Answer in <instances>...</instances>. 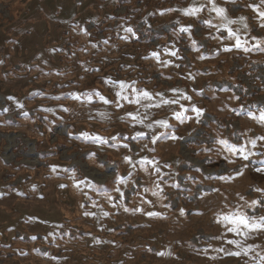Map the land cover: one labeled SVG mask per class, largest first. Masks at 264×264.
Segmentation results:
<instances>
[{
	"label": "rangeland",
	"instance_id": "rangeland-1",
	"mask_svg": "<svg viewBox=\"0 0 264 264\" xmlns=\"http://www.w3.org/2000/svg\"><path fill=\"white\" fill-rule=\"evenodd\" d=\"M251 5L264 12L261 0H0V264H261L264 232L245 239L221 219L264 215V124L247 115L264 109V20ZM133 90L152 100L121 98ZM221 139L257 146L244 160ZM231 239L253 250L226 255Z\"/></svg>",
	"mask_w": 264,
	"mask_h": 264
},
{
	"label": "snow or ice",
	"instance_id": "snow-or-ice-1",
	"mask_svg": "<svg viewBox=\"0 0 264 264\" xmlns=\"http://www.w3.org/2000/svg\"><path fill=\"white\" fill-rule=\"evenodd\" d=\"M261 4H264V0H261ZM251 7H253L256 11L259 12V16L262 20H264V12L259 11L258 6L256 5H251ZM214 11H216V13L221 16L222 18H224L226 20V23L222 25L223 28H225L228 32V38H234L235 39V45L234 47L236 48H241L244 46V43L241 40V37L237 34L236 31H233V29L231 27H229V25H232L234 23H236L235 20H231L228 19L226 16V9L225 8H215L213 9ZM166 11H173V9H167ZM184 13L186 15H195L196 13L200 12L201 9L200 8H189V9H184L183 10ZM163 14V12L161 13ZM246 18L245 17H240V21L243 22ZM206 23H208L209 25H211L210 21H207ZM262 27H264V24L261 25ZM245 27H247V25H245ZM127 31L131 32L132 29H127ZM181 32H190V27H183L180 29ZM193 43H195V41H193ZM225 50H230V49H225ZM247 50V49H245ZM155 59L160 60V56L158 53L153 52L151 54ZM170 55L171 56H177V51H170ZM170 63V62H165V64ZM177 67H179V65H176ZM120 88L121 91L123 92L124 90H126L129 86L124 84L123 82H120ZM134 92V99H129L128 95H123L121 96V93H117L118 96H121L122 99L127 100L129 103H135L137 105L141 104L142 100H148L151 101L152 100V95L147 92V91H143L140 93L135 92V90H133ZM97 95H99V93H97ZM89 99L91 98V94H89ZM99 98L104 101V103H111L112 101L107 100L104 96L99 95ZM77 99H79V97H77ZM186 99H191V97H186ZM236 99H239V97H236ZM176 101H169V100H164L163 103L164 104H169V103H175ZM121 106L122 105H118ZM151 105H145V107H150ZM192 111L195 113V116L197 118V122H199V117L202 115L203 113V109L200 108H196L193 107ZM131 115V114H129ZM247 115L252 118L257 120L259 123L264 124V109L260 110L259 115L257 116L255 113L249 111L247 113ZM186 118H190V117H185L183 115V113H176V119L177 120H183ZM133 119L137 120V123H143L142 120L137 119L136 117H133ZM157 123H159V125L161 127H168L167 121H158ZM147 127L151 128L152 124H148ZM138 136H144V133H138ZM102 139V138H101ZM158 137H153L152 138V142L156 143ZM171 139L176 140V139H180V137H177L175 135H171ZM261 140H264V137H260ZM102 142H106V141H102ZM218 143L220 145H222L224 147V149L227 150V152L231 153L233 156L239 154V156L244 159V160H248L250 158V156L253 155L252 150L248 147V145L250 144L252 146V148H255L257 146V142L255 139L249 140L247 143L244 144H240L239 146H237V144H232L229 143L227 140H219ZM129 163H131V158H127ZM225 159H227V157H225ZM146 163L152 164V161H145ZM230 162H234V161H230ZM55 170V169H54ZM155 171L157 173L160 172V168L159 167H155ZM257 171H264V169L261 168H257ZM237 175H242V171L238 170L237 171ZM220 179H231V177H219ZM126 181L122 178L121 179V183H125ZM80 183H84V181H81ZM61 187H64V185H61ZM77 187H79V184H77ZM117 191L119 192V188H117ZM256 191L258 192H264V189H256ZM121 195H123V193H121ZM153 195H156V193L154 192ZM111 199V198H110ZM261 205V201L258 200H253L251 205H249V207L253 208V210H255V208L257 206ZM125 211H128L127 208H125ZM134 211H142V209H134ZM86 215H89L90 213H85ZM181 214L183 215L184 212L183 210H181ZM104 215H108V213H104ZM147 215L149 216H153V215H158V213H152L149 212L147 213ZM222 221L225 223V226L227 227V232H231L233 234H235L236 236H243L245 239L248 238V236L252 233H256L259 234L261 232H264V215L261 216H255V215H247L244 212L241 211H237L233 214L230 215H225L222 218ZM228 225H231L230 227H228ZM35 239V237L33 238ZM216 239H221V237H216ZM226 243L228 244H232L234 245L238 250L237 251H230L225 253L226 255H232V256H240L241 254L247 255L250 251H252V246L248 245V246H244L243 241L242 240H238V239H231V240H227ZM215 251H219V252H224L223 248H219V249H214ZM207 251V250H205ZM170 253H166V252H161L159 253V255L163 256V255H169ZM261 264H264V257H261Z\"/></svg>",
	"mask_w": 264,
	"mask_h": 264
}]
</instances>
